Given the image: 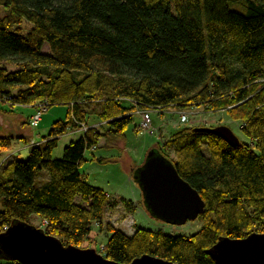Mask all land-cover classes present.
Instances as JSON below:
<instances>
[{
  "label": "trees",
  "instance_id": "obj_1",
  "mask_svg": "<svg viewBox=\"0 0 264 264\" xmlns=\"http://www.w3.org/2000/svg\"><path fill=\"white\" fill-rule=\"evenodd\" d=\"M0 100L66 106L24 161L1 165L0 230L34 214L44 234L79 247L93 223L103 230L111 206L79 172L85 150L117 148L136 107L190 106L226 112L250 140L231 146L204 130L213 127H181L153 149L201 198L202 228L127 235L105 224L100 254L118 264L142 255L217 264L208 251L219 239L264 234V0H0ZM91 118L99 126L52 159L58 138ZM11 139L0 136V152Z\"/></svg>",
  "mask_w": 264,
  "mask_h": 264
},
{
  "label": "rangeland",
  "instance_id": "obj_2",
  "mask_svg": "<svg viewBox=\"0 0 264 264\" xmlns=\"http://www.w3.org/2000/svg\"><path fill=\"white\" fill-rule=\"evenodd\" d=\"M24 32L28 29V26L24 23ZM44 52L48 49L45 47ZM15 68L9 67V70ZM38 101L32 105H16L12 106L9 103L2 102L0 100V136H11L10 145L8 149L0 152V168L1 165L10 160L17 159L24 161L30 148L26 146V143L22 138H25L28 142L32 139L41 141L43 137L48 134L50 126L57 120H63L66 114V106L54 105L46 109L42 113V121L39 122L38 127L32 128L29 124L24 125L21 123L20 118L25 120L27 117H31L37 110L35 106L39 104ZM128 102V101H127ZM146 109L137 108L133 111V122L130 123L125 131V140L119 143L117 148H105L102 145L96 149L89 148L84 152L85 162L79 168L81 173L87 175L90 184L98 188H103L108 194L114 195L115 191L124 195L125 199H130L136 203V208L132 211H128L123 204L119 203V199L112 198L108 195L109 202L115 201L114 206H108L103 213L102 227L103 230H99V225L93 223L88 238L79 246L81 249H93L97 253H101L104 249L109 233L104 230L105 224H110L112 227L120 229L128 234L132 233L136 227L144 228L151 231H160L164 234L171 236H190L199 231L202 228V221L193 219L184 223L173 224L164 220L155 218L150 211L146 210L144 206L140 204L141 191L137 183L132 179L131 169L136 166H142L145 163L147 154L155 149L157 145L166 139L170 134L169 132L181 127H218L225 126L231 130L233 135L241 142L250 144V140L245 137L240 130V123L231 120L224 111L210 112L204 109L192 108H179L171 106L167 109H156L150 112L151 118V131L152 133L138 134L134 132V128L141 120V114L136 111H145ZM31 114V115H30ZM30 115V116H29ZM179 115L186 117L185 122H179ZM89 124L77 123L78 128L76 130L69 129L67 134L61 136L56 144V147L52 150V159L59 160L62 158L63 148L71 141L65 143L63 138L69 135H75L73 141H77L84 132L90 128L99 126L98 122L94 119H90ZM27 142V143H28ZM58 152L61 154L55 157ZM92 158H104V163H98L92 161ZM109 203V204H110ZM28 225L43 229V222L37 215H30L28 218ZM136 225V226H135ZM99 226V227H98ZM127 234V235H128ZM8 260H0V264H7Z\"/></svg>",
  "mask_w": 264,
  "mask_h": 264
},
{
  "label": "water",
  "instance_id": "obj_3",
  "mask_svg": "<svg viewBox=\"0 0 264 264\" xmlns=\"http://www.w3.org/2000/svg\"><path fill=\"white\" fill-rule=\"evenodd\" d=\"M231 146L238 139L225 126L204 129ZM132 179L139 184L146 210L155 218L179 224L196 219L204 204L164 158L151 150ZM217 264H264V234L251 233L241 239L221 238L208 251ZM19 264H118L93 249L64 245L56 238L25 223L12 224L0 235V260ZM129 264H175L142 255Z\"/></svg>",
  "mask_w": 264,
  "mask_h": 264
},
{
  "label": "built area",
  "instance_id": "obj_4",
  "mask_svg": "<svg viewBox=\"0 0 264 264\" xmlns=\"http://www.w3.org/2000/svg\"><path fill=\"white\" fill-rule=\"evenodd\" d=\"M47 102L46 101H41L39 102V104H37L35 106L36 108V112L28 119V124L30 127L32 128H36L38 127L39 122L41 121V116L42 113L44 112V110L46 109L47 106ZM134 106H136V104L133 103ZM137 109V107L135 108V110ZM146 109L145 111H136L139 112L138 114H141V120L137 125V130L140 132V134H144V133H152V129H151V118H150V112H152L154 109H149V108H144ZM186 121V117L183 115H179V122H185ZM39 142L31 140L28 143H26V146L28 147H33V146H38ZM8 230V226L7 225H3L1 227L0 230V235L3 234L4 232H6Z\"/></svg>",
  "mask_w": 264,
  "mask_h": 264
},
{
  "label": "crops",
  "instance_id": "obj_5",
  "mask_svg": "<svg viewBox=\"0 0 264 264\" xmlns=\"http://www.w3.org/2000/svg\"><path fill=\"white\" fill-rule=\"evenodd\" d=\"M31 115V114H30ZM29 115V116H30ZM28 119H29V117H27L25 120H23L22 118H20V120H21V123L22 124H24V125H27L28 124ZM41 121H42V118H41ZM171 130H172V128H170ZM68 132H72V131H68ZM67 132V133H68ZM66 133V134H67ZM64 136V135H63ZM62 136V137H63ZM61 137V136H60ZM59 137V138H60ZM74 137H75V135L73 134V135H69V136H67L66 138L64 137L63 138V140L65 139V143L66 142H68V141H72V140H74ZM58 138V139H59ZM32 140H34V141H37V142H39V143H41V142H43L42 140L41 141H38V140H35V139H32ZM58 141V140H57ZM24 142L25 143H27L28 141L27 140H25V138H24ZM100 145H102V143H101V141L98 143V146H100ZM61 154V152H58L57 154H56V156L55 157H58L59 155ZM84 157V156H83ZM85 160V159H84ZM96 160V158H92V161H95ZM85 162V161H84ZM83 165V164H82ZM80 172V171H79ZM81 173V172H80ZM81 175L87 180V182L89 183V181H88V178H87V175H85V173H81ZM90 184V183H89ZM92 185V184H91ZM94 186V185H93ZM107 195H110V196H112V198H115V199H125V197H124V195H122L120 192H118V191H115V193H114V195H111V194H108L103 188H101ZM125 200H129V201H131L130 199H125ZM133 204H135V208H136V203H134L133 201H131ZM136 226V225H135ZM124 233H126V232H124ZM133 233V232H132ZM132 233H130V234H128V233H126V234H128V235H131Z\"/></svg>",
  "mask_w": 264,
  "mask_h": 264
},
{
  "label": "bare ground",
  "instance_id": "obj_6",
  "mask_svg": "<svg viewBox=\"0 0 264 264\" xmlns=\"http://www.w3.org/2000/svg\"><path fill=\"white\" fill-rule=\"evenodd\" d=\"M114 202H115V201H112V202H111V206H113V205H114Z\"/></svg>",
  "mask_w": 264,
  "mask_h": 264
}]
</instances>
